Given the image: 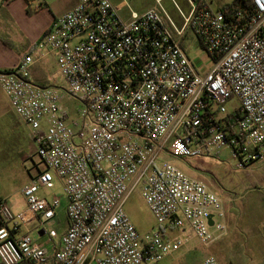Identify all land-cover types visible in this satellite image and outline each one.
I'll return each mask as SVG.
<instances>
[{
  "label": "built area",
  "instance_id": "obj_1",
  "mask_svg": "<svg viewBox=\"0 0 264 264\" xmlns=\"http://www.w3.org/2000/svg\"><path fill=\"white\" fill-rule=\"evenodd\" d=\"M188 2V10L175 2L178 22L161 0L141 11L78 0L16 66L0 69V87L44 162L18 189L25 210L16 214L9 196L0 198L2 264H152L190 250L193 238L209 245L223 234L222 198L160 157L222 160L227 148L232 169L264 168V0L232 13ZM189 30L212 57L205 73L183 45ZM51 59L48 80L61 85L34 79L33 68ZM52 172L69 221L55 252L31 234L56 235L47 225L61 200L39 194ZM137 188L157 223L146 232L126 211ZM197 264L221 262L208 255Z\"/></svg>",
  "mask_w": 264,
  "mask_h": 264
},
{
  "label": "rangeland",
  "instance_id": "obj_2",
  "mask_svg": "<svg viewBox=\"0 0 264 264\" xmlns=\"http://www.w3.org/2000/svg\"><path fill=\"white\" fill-rule=\"evenodd\" d=\"M177 2L184 10L188 9L185 7L186 0H177ZM212 7L216 9L217 3H212ZM183 45L198 70L201 73L207 72L213 64L212 57L202 47L200 40L192 30H189L183 39ZM55 70L56 65L51 59L49 64L44 67L43 72L50 77ZM43 72L37 70L34 71V75L42 78L44 77ZM48 82L55 85L62 84L60 79L54 78L51 82L47 81L44 84ZM64 104L69 108L71 116L76 117L77 104L68 98L64 100ZM233 104H228L230 110ZM23 127L27 128L18 118L0 87V193L14 191L33 174H36L40 168H44V162L37 154V144L31 136H28L30 134L25 136L22 133ZM229 152L227 148L223 150L222 160L210 157L176 159L169 154H163L160 159L172 160L191 176L207 182L210 187L211 184H214L215 192L221 196L235 195L236 203L229 202L227 205L226 200L222 197L223 205L228 214L233 215L237 211L238 213L241 211L242 216L244 215L243 217L246 219L245 227L240 229L236 225L228 227L227 224L223 234L221 233L213 243L206 245L197 238H193L188 243L190 250L184 247L152 264H197L208 255H214L223 263L227 261V264H264V231L259 225L260 220L264 217V209L261 207L259 211L256 209V212L250 213L253 190H247L245 184L242 183L248 179H245L243 171L241 169L234 170L228 164ZM52 174L53 184L40 188L39 194L48 198L58 197L61 200V206L54 219L55 223L57 220L64 221L67 199L60 177L55 172ZM10 205L16 214L27 207L22 194L17 190L11 194ZM126 211L136 227L142 232L154 228L157 224L140 188L134 190L127 200ZM225 219L227 223V216ZM31 225L35 226V222ZM50 228L51 226L47 225V229ZM31 234L37 240H42L46 236L41 237L36 230H33ZM0 264H2L1 259Z\"/></svg>",
  "mask_w": 264,
  "mask_h": 264
},
{
  "label": "crops",
  "instance_id": "obj_3",
  "mask_svg": "<svg viewBox=\"0 0 264 264\" xmlns=\"http://www.w3.org/2000/svg\"><path fill=\"white\" fill-rule=\"evenodd\" d=\"M114 3H126L129 4L132 8L136 10H144L147 7L156 4V0H112ZM212 6V3H217V8H221L223 4L231 2L232 0H207ZM177 0H161V3L165 8H167L173 17L179 22L181 21L180 15L175 4ZM186 6L189 9V2L186 0ZM78 0H0V69H11L16 66L19 61L26 55L32 47L38 43L51 28L52 24L56 18L60 17L65 12L71 10L76 6ZM182 7V6H181ZM187 9V10H188ZM176 10V11H175ZM37 70L43 72L44 67L37 65L33 68L34 79L42 85L45 82L49 81V76L44 72V77L38 78L34 75V71ZM22 133L26 136L28 135V129H22ZM30 136V135H28ZM37 173V172H36ZM245 179L247 181L242 182L245 184L247 190L252 191V202H251V211L254 213L260 210L262 207L264 209V168L254 171L252 173H247L243 171ZM35 174H33L27 181H29ZM25 181L24 183H26ZM23 183V184H24ZM207 183V182H206ZM20 186L15 190L18 191ZM211 188L214 190V184H211ZM14 190V191H15ZM2 192L0 193L1 197L9 196V201L11 194L14 192ZM215 191V190H214ZM221 198L227 202L236 203L237 199L235 195L221 196ZM223 200V198H222ZM65 219L64 221H55L51 226L55 230L56 235L50 240L45 234L39 235L45 236L42 240H37L41 244L48 246L52 252H55L57 244L60 241L62 234L68 229L69 221L66 216V207ZM244 216V215H243ZM242 216L241 211H238L235 214L227 213V224L228 227L231 225H236L238 228L242 229L244 226L245 218ZM260 227L264 226V217L260 220ZM50 228V229H51ZM221 261V260H220ZM222 264H227V261Z\"/></svg>",
  "mask_w": 264,
  "mask_h": 264
},
{
  "label": "trees",
  "instance_id": "obj_4",
  "mask_svg": "<svg viewBox=\"0 0 264 264\" xmlns=\"http://www.w3.org/2000/svg\"><path fill=\"white\" fill-rule=\"evenodd\" d=\"M199 1V0H196ZM251 5L250 0H232L222 5V9L225 12L232 13L237 9H242L244 7H249Z\"/></svg>",
  "mask_w": 264,
  "mask_h": 264
},
{
  "label": "water",
  "instance_id": "obj_5",
  "mask_svg": "<svg viewBox=\"0 0 264 264\" xmlns=\"http://www.w3.org/2000/svg\"><path fill=\"white\" fill-rule=\"evenodd\" d=\"M209 221H210V224H213V219H212V217H210ZM263 231H264V226H263ZM44 232H45V231L42 229V230L39 231V234H40V235H43Z\"/></svg>",
  "mask_w": 264,
  "mask_h": 264
}]
</instances>
